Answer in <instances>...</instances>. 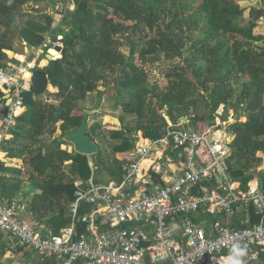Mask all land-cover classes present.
Here are the masks:
<instances>
[{"label":"trees","instance_id":"1","mask_svg":"<svg viewBox=\"0 0 264 264\" xmlns=\"http://www.w3.org/2000/svg\"><path fill=\"white\" fill-rule=\"evenodd\" d=\"M62 2L71 3L73 9L66 11L60 23L65 29L59 34L60 53L55 52L46 67L31 69L30 90L22 93L25 110L3 146L1 194L12 199L23 183L35 190L24 203L27 221L59 234L69 224L67 209L75 196L76 178L87 180L97 168L119 182L139 133L158 139L179 128L182 119L187 126L193 122V129L206 132L216 117H223L225 108L240 104L246 120L230 128L234 138L225 163L242 189L257 177L264 191V170L257 171L262 163L258 153H264V44L252 45L260 41L253 30L263 16L261 11L251 9L248 24L242 26L238 19L244 17V9L233 0ZM38 3L0 0V69L16 62L7 53L15 40L32 49L45 45L53 15L24 11L26 5ZM123 47L129 48L128 55ZM161 59L167 62L163 79L152 83L149 74ZM233 77L242 79L238 101H233ZM104 81L122 96L121 113L114 119L118 127L107 135L100 131L101 123L86 124V135L100 147L92 163L90 156L61 146L71 145L64 137L81 124L85 110L79 103ZM49 86L57 90L52 102L42 100ZM202 103L205 111L199 113ZM105 143L111 149L103 161L101 145ZM13 159L21 160V165ZM245 219L251 226L260 221L253 204L227 221L242 228Z\"/></svg>","mask_w":264,"mask_h":264},{"label":"built area","instance_id":"2","mask_svg":"<svg viewBox=\"0 0 264 264\" xmlns=\"http://www.w3.org/2000/svg\"><path fill=\"white\" fill-rule=\"evenodd\" d=\"M68 6L54 3L53 23H61ZM60 39L41 48L59 54ZM17 61L0 69V179L3 146L25 110L22 93L30 90L33 68L27 58ZM236 122L216 117L206 132L180 122L158 139L139 133L119 182L101 183L93 173L74 180L69 224L59 234L27 221L26 205L0 192V257L29 264L22 257L28 251L37 264H146V257L152 264H229L239 245L246 250L243 264H264V191L255 179L242 189L225 163ZM249 204L261 215L257 224L221 221Z\"/></svg>","mask_w":264,"mask_h":264},{"label":"rangeland","instance_id":"3","mask_svg":"<svg viewBox=\"0 0 264 264\" xmlns=\"http://www.w3.org/2000/svg\"><path fill=\"white\" fill-rule=\"evenodd\" d=\"M57 1H59L63 4L62 1H64V0H62V1L61 0H40V3H38V6H35V4H28L24 7V11L25 12H33V14L37 13V14H41V15H47V14L53 15L52 7H53L54 3ZM233 1L238 3L239 6L242 9H244V17L238 19V23L242 26H245L248 24V20H249L248 12L251 9H255V10L261 11L263 13V16L256 21V27L253 30L254 36L257 37V39H260V41H258L257 43L253 42L252 45L257 46V44L258 45H260L262 43L264 44V0H233ZM195 4H198V3H195ZM68 7L70 8V10L73 9L72 6H68ZM9 25H10V27H12L11 29L14 28L13 22ZM61 31L64 32L65 29L61 28L60 24L53 23L52 24V32H50L47 35L45 46H48L49 45L48 42L53 41L55 36L57 37L58 34H61ZM138 31L139 30H137V32ZM16 45H18V44H17V41L15 40L14 45H13V48H15L14 52L19 53V54H23L21 52V50ZM42 50L44 53H46L45 48H42ZM128 51H129L128 47L122 48V52L125 55H128ZM39 53L41 54V52H39ZM187 55H188V53L185 52L184 56H187ZM10 56L11 55H9V57ZM32 56H34V54H32V53L28 54L27 61H29L30 57H32ZM166 64H167V62L163 59H161L156 64L153 71H151V73L149 74V81L150 82L153 83L155 81H162V79H163L162 68ZM241 83H242V79L240 77H233L230 80V84L234 90L233 101H238V99H239V95L241 92ZM54 98H55L54 95L47 93L42 100L52 102V101H54ZM121 101H122V96H119L116 94L115 89L112 87V85L109 81H104L103 83H101L100 87L98 88V90L96 92H93V93L87 95L85 100L79 103V106L82 109L92 113V115L88 118L87 127L93 125L96 122L101 123L102 129L100 131L105 135H107V132L110 129L117 128L118 123L114 119L116 117H118L119 114L121 113V109L118 107V104H120ZM238 108H239V110L242 111V109H243L242 104L238 105L237 109ZM226 110L227 109L225 108L224 113H223V117L226 116ZM204 111H205L204 105L202 103L200 106V109H199V113H204ZM223 117H221V118H223ZM208 119H209V116H208ZM193 126H194L193 122H190V125L187 127L193 129ZM56 134L58 137L59 133L56 132ZM56 134H55V136H56ZM112 145H113V142H112ZM64 146L71 147V152L74 151V147L72 144L71 145H64ZM101 147L103 149L101 159L103 161H105L106 160L105 154L109 153V151L111 149L110 143H109V145L105 143L104 145H101ZM259 155L263 157L264 153L259 152L258 156ZM90 159L92 160V163H94L95 156L94 155L90 156ZM260 167H262V166H260ZM65 171H66V173H69L68 169H65ZM257 171H258V169H257ZM259 171H261V170H259ZM94 177L103 183L110 180L109 176L106 173L100 172L97 168L94 169ZM32 188H33L32 185L29 186V188H28V189H30L29 191L35 192L34 188L33 189ZM31 197L32 196H30V198ZM21 201H25V198H23Z\"/></svg>","mask_w":264,"mask_h":264},{"label":"crops","instance_id":"4","mask_svg":"<svg viewBox=\"0 0 264 264\" xmlns=\"http://www.w3.org/2000/svg\"><path fill=\"white\" fill-rule=\"evenodd\" d=\"M57 37H61V36L58 34ZM17 44L18 45H16V46L21 50V52L23 54H19V53L14 52V49L15 48H13L12 51H8L7 52V53L10 52V54H11L10 57L12 58V60L18 62L17 60L20 61V59L17 58L18 55L21 56V57H23L24 59H26L27 56H28L27 54L32 53V54H34V56L30 57V60L28 61V63H30L31 68H34L35 66L46 67L49 64V62L47 60V54H49V53H44L43 54L42 53L43 52L42 48L32 49V48L27 47L24 43L18 42V41H17ZM39 52H41V54ZM43 61L46 63L45 64L46 66L45 65H42V62ZM47 93L48 94H52V95L55 96L56 93H57V90L55 88L49 86ZM226 109L227 110H226V116L225 117L231 116L232 119L235 120V122L236 121H238V122H244L246 120L245 119L246 118L245 114L241 110H239V108L237 109V107L236 108H234V107H227ZM225 117H223V118H225ZM57 132L59 133L58 130H57ZM56 137H57V134H56ZM61 148L62 149H67L69 152H71V147H67V146L62 145ZM259 157L262 159V163H261V166L262 167L258 168V171L259 170L263 171L264 170V156L262 157V156L259 155ZM5 160H6V158H5ZM12 161L15 162V163L17 162L20 165L22 163V161L19 160V159H13ZM172 167H175V166L172 165ZM254 179L257 181V177H255ZM109 181H111V180H109ZM101 183H103V182H101ZM29 186H31L30 183H23L22 186H21V188H20V191L16 192V194L14 195V197L12 199H14L16 201H19L20 203L27 202L29 200L30 196H32L34 194V192H30L29 191L30 190V189H28ZM23 198H25V201H21ZM221 221L222 222H226L227 219H221ZM22 257H24V259L27 260L29 262V264H37L36 257L32 253H30L28 251L24 252V254L22 255ZM15 258H16V255H12V254L5 255V257H0V264H9V263L10 264H13L12 262H13V260Z\"/></svg>","mask_w":264,"mask_h":264},{"label":"water","instance_id":"5","mask_svg":"<svg viewBox=\"0 0 264 264\" xmlns=\"http://www.w3.org/2000/svg\"><path fill=\"white\" fill-rule=\"evenodd\" d=\"M59 48H61V47H59ZM52 59H53L52 56L50 54H47L48 62L51 61ZM6 105H7V103H6ZM1 113L3 115L6 114V109H4ZM91 115H92L91 112L84 111L82 121H81V124L78 127V129L76 131H74L73 133L68 134L64 137V141L72 144L76 153L81 154V155H85V156L96 155L100 150L99 145L95 141H93L90 137H88L86 135V124H87L88 118ZM180 122H181V124H185L186 120L182 119ZM145 263L146 264H152V263H150V261L147 257L145 258ZM163 264H170V262L163 263Z\"/></svg>","mask_w":264,"mask_h":264},{"label":"clouds","instance_id":"6","mask_svg":"<svg viewBox=\"0 0 264 264\" xmlns=\"http://www.w3.org/2000/svg\"><path fill=\"white\" fill-rule=\"evenodd\" d=\"M246 255V250L241 248L239 245H234L230 250L228 257L229 264H243L241 257Z\"/></svg>","mask_w":264,"mask_h":264},{"label":"bare ground","instance_id":"7","mask_svg":"<svg viewBox=\"0 0 264 264\" xmlns=\"http://www.w3.org/2000/svg\"><path fill=\"white\" fill-rule=\"evenodd\" d=\"M55 50H53V49H51L50 51H49V54L53 57L54 55H55ZM46 63L43 61L42 62V65H45ZM46 66V65H45ZM27 77H30V75H27Z\"/></svg>","mask_w":264,"mask_h":264}]
</instances>
